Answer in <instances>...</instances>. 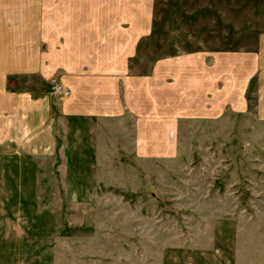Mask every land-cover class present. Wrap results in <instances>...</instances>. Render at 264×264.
Here are the masks:
<instances>
[{"label":"rangeland","instance_id":"rangeland-1","mask_svg":"<svg viewBox=\"0 0 264 264\" xmlns=\"http://www.w3.org/2000/svg\"><path fill=\"white\" fill-rule=\"evenodd\" d=\"M152 4L141 61L192 49L258 51L243 103L180 113L164 142L173 152L162 158L135 157L131 142L116 141L113 156L106 149L62 173L55 149L31 150L12 195L33 203L12 208L28 216L36 264H264V0ZM6 140L0 150L18 147Z\"/></svg>","mask_w":264,"mask_h":264},{"label":"crops","instance_id":"crops-1","mask_svg":"<svg viewBox=\"0 0 264 264\" xmlns=\"http://www.w3.org/2000/svg\"><path fill=\"white\" fill-rule=\"evenodd\" d=\"M152 14V0H0V139L18 142L0 150V264H36L28 216L12 208L33 203L12 195L31 150L55 149L62 173L106 149L113 156L116 141L131 142L135 157L162 158L173 152L164 142L180 113L243 103L258 51L192 49L147 64L139 51ZM51 77L71 92L51 95Z\"/></svg>","mask_w":264,"mask_h":264},{"label":"built area","instance_id":"built-area-1","mask_svg":"<svg viewBox=\"0 0 264 264\" xmlns=\"http://www.w3.org/2000/svg\"><path fill=\"white\" fill-rule=\"evenodd\" d=\"M49 92L55 97L64 96L71 92L70 88L62 83L58 78L49 79Z\"/></svg>","mask_w":264,"mask_h":264}]
</instances>
